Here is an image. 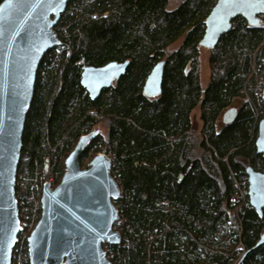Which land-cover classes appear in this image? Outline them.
Wrapping results in <instances>:
<instances>
[{
	"label": "trees",
	"instance_id": "trees-1",
	"mask_svg": "<svg viewBox=\"0 0 264 264\" xmlns=\"http://www.w3.org/2000/svg\"><path fill=\"white\" fill-rule=\"evenodd\" d=\"M215 2L184 0L167 10L168 0H70L55 26L60 44L39 63L17 169L21 200L31 213L28 198L39 193L35 179L44 161L55 158L59 182L78 138L104 119L106 135L98 130L79 161L83 167L102 149L112 158L120 187L114 204L130 229L118 245H106L111 264H236L239 243V264H264V243L254 247L264 234V208L259 215L246 197L235 216L240 227H227L236 181L247 167L264 168L254 144L264 118L256 76L264 68V12L258 26L241 16L231 21L209 50L202 86L199 41ZM125 60V73L91 99L80 84L83 66ZM160 60L161 93L150 98L142 87ZM238 98L235 120L218 127ZM196 106L199 132L191 121Z\"/></svg>",
	"mask_w": 264,
	"mask_h": 264
},
{
	"label": "water",
	"instance_id": "water-1",
	"mask_svg": "<svg viewBox=\"0 0 264 264\" xmlns=\"http://www.w3.org/2000/svg\"><path fill=\"white\" fill-rule=\"evenodd\" d=\"M70 0H2L0 2V264H11L12 248L20 231L15 179L22 133L37 69L48 50L60 40L55 26ZM264 0H216L205 18L199 46L213 49L231 21L243 17L249 26L260 24ZM164 60L148 73L142 92L147 97L161 93ZM128 61H109L101 66H83L80 84L91 99L122 76ZM262 97L264 98V82ZM238 108L231 106L221 116L233 122ZM98 134L92 129L81 135L64 158V172L53 188L43 187L40 217L27 237L29 264H111L104 244L118 245L121 236L112 230L118 217L114 204L120 187L111 175V159L102 153L82 167L80 153ZM256 152L264 158V118L257 123ZM248 200L256 213L264 208V168H246ZM264 243V234L254 247ZM241 254L236 264L242 260Z\"/></svg>",
	"mask_w": 264,
	"mask_h": 264
},
{
	"label": "built area",
	"instance_id": "built-area-1",
	"mask_svg": "<svg viewBox=\"0 0 264 264\" xmlns=\"http://www.w3.org/2000/svg\"><path fill=\"white\" fill-rule=\"evenodd\" d=\"M254 67H256L255 64ZM256 76L261 82V94H262L263 82H264V68H262L261 71H259ZM97 153H102L103 155H105L106 157L112 160L110 152L107 151L106 149H102ZM55 167H56L55 158H53L51 161L46 159L40 171L36 173L37 177L35 179V183L39 188V193L38 194L31 193V195L28 198L29 201H32L31 213L29 207L24 206L23 201L21 200L22 197L21 185H20L21 174L16 173L14 193L18 205V218H19L20 231L17 235L16 243L12 248L11 264H25V263L29 264V256L27 251V237L40 217L39 208H40V195L42 188L48 187L53 189L58 184V182L55 179ZM246 197H248L247 174L243 176L241 183L239 181H236V190L233 191L228 198L230 219L227 220V227L229 229L240 227L241 225L240 220L236 218L237 221L236 224L235 216L237 215L239 203L243 201ZM129 227L130 225L128 223L126 215L118 210V217L112 225V230L117 232L122 239L123 233L126 230H129L130 229ZM106 245L107 244H104L103 248L106 252V256L108 257L107 253L109 249L106 247ZM215 248L221 249V247L219 246H215ZM222 249L225 248L223 247ZM236 249L241 250L240 255L243 253V247L240 243L236 246Z\"/></svg>",
	"mask_w": 264,
	"mask_h": 264
},
{
	"label": "rangeland",
	"instance_id": "rangeland-1",
	"mask_svg": "<svg viewBox=\"0 0 264 264\" xmlns=\"http://www.w3.org/2000/svg\"><path fill=\"white\" fill-rule=\"evenodd\" d=\"M184 0H168V3L166 5L167 10H172L175 9L180 3H182ZM183 37L179 38L173 46H178L182 42ZM173 46H170L173 47ZM210 51L208 49H205L201 47L199 49V73H200V80L202 86H205L206 83L208 82L209 75H210V70H209V65H208V57H209ZM242 99L238 98L233 101L231 106L238 107L241 103ZM222 116V114H221ZM221 116L219 118L218 122V127L221 126ZM191 121H192V126L196 130V132H199L201 128V121H200V111L199 107L196 106L192 112H191ZM93 129H98L100 132V135L105 136L106 135V122L104 119H102L99 123L93 126ZM91 157L85 159L83 161V167L87 165V162L89 161ZM64 162V160H63Z\"/></svg>",
	"mask_w": 264,
	"mask_h": 264
}]
</instances>
